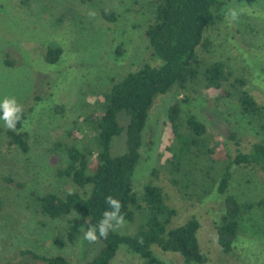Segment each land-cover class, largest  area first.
Masks as SVG:
<instances>
[{"label":"rangeland","instance_id":"obj_1","mask_svg":"<svg viewBox=\"0 0 264 264\" xmlns=\"http://www.w3.org/2000/svg\"><path fill=\"white\" fill-rule=\"evenodd\" d=\"M223 2L220 19L202 33L210 41L208 49L197 47L195 51L203 65L224 62L244 79L254 100L264 105V0ZM237 5L245 11L231 22L225 13ZM101 10L111 11L114 21H106ZM152 13V0H0V100L14 96L23 105L25 119L19 131L25 133L27 145L22 152L7 144V128L0 121V264L37 262L21 254L22 250L61 255L74 264L97 251L98 241L89 243L83 238L89 227L86 218L70 213L52 220L37 212V198L44 192L61 196L78 191L67 178L55 175L60 158L48 149L54 141L72 138L79 147L91 134L85 115H96L102 108L99 92L145 63H159L151 58L143 36ZM55 47L61 49L59 58L47 63L44 53ZM172 99L171 92L157 95L148 110L139 160L131 175L135 194L151 168L162 162L166 110ZM180 109L184 117L193 114L211 134V141L231 156L248 152L252 143L263 139L234 102L215 99V93L195 94L181 102ZM117 120L124 129L111 139V155L125 150L127 117L119 112ZM230 133L233 138L229 139ZM230 173L226 193L252 206L239 215L236 238L228 252H221L214 231L222 209L220 196L212 190L198 198L182 199L162 172L157 184L166 204L175 210L166 228L196 218L200 225L197 242L206 255L202 264H264V205L256 204L264 198V174L256 166H232ZM136 224L126 222L115 231L132 233ZM151 250L166 264H185L178 253L162 252L155 246ZM110 264H141V259L120 246Z\"/></svg>","mask_w":264,"mask_h":264},{"label":"trees","instance_id":"obj_2","mask_svg":"<svg viewBox=\"0 0 264 264\" xmlns=\"http://www.w3.org/2000/svg\"><path fill=\"white\" fill-rule=\"evenodd\" d=\"M223 4V0H152V18L143 28V36L151 58L158 59L159 63H145L99 92L102 108L96 115H85L84 122L91 134L79 147L72 138L54 141L48 149L60 158L55 175L67 178L78 191H67L61 196L44 192L36 202L40 215L53 220L74 213L97 226L108 207L105 197L112 195L121 201L125 221L137 222L132 233L111 231L107 239H99L97 251L80 264H110L120 246L137 254L141 264H166L153 254L151 246L162 252L178 253L185 264L206 261L196 238L200 226L196 218L190 217L181 225L166 228L175 210L166 204V196L157 184L158 174L162 172L182 199L198 198L212 190L220 196L222 209L214 224L215 237L221 252L232 248L239 215L252 204H240L226 193L230 168L256 166L264 174V105L254 100L245 89L244 79L224 62L203 65L195 51L197 47L203 51L208 49L210 41L202 33L220 19L218 11ZM100 14L106 21L115 19L111 11L101 10ZM120 52L116 46L115 53ZM60 53L58 47L47 48L44 59L52 64ZM167 92L172 93L173 99L166 110L162 162L151 168L141 191L135 194L131 175L139 160L148 110L157 95ZM202 92H212L215 99L234 102L240 114L257 128L262 141L252 143L248 152H237L234 156L217 141L212 142L211 134L193 114L185 117L181 114L180 103ZM119 112L127 117L125 150L111 155L110 141L124 129L117 120ZM24 119L25 114L15 131L5 130L7 144L15 145L22 152L27 150L25 133L19 131ZM228 138H233V134ZM256 204L264 205V198ZM20 253L37 261L33 264H74L61 255L43 256L30 250Z\"/></svg>","mask_w":264,"mask_h":264},{"label":"clouds","instance_id":"obj_3","mask_svg":"<svg viewBox=\"0 0 264 264\" xmlns=\"http://www.w3.org/2000/svg\"><path fill=\"white\" fill-rule=\"evenodd\" d=\"M244 11L245 9L239 5L229 7L225 13L226 19L236 22ZM90 15H94V13H90ZM23 114L24 107L18 102L16 97L5 96L0 100V121L4 122V126L7 129L15 131L17 124L23 119ZM105 203L108 207L103 211L97 226L90 224L89 220L85 221L90 226L83 231V238L89 243H96L99 239H107L111 231L123 228L126 223L125 216L121 211L122 203L119 199L108 195L105 197Z\"/></svg>","mask_w":264,"mask_h":264}]
</instances>
